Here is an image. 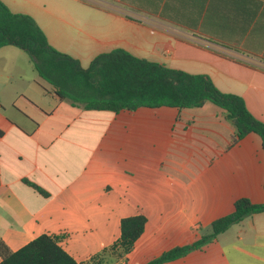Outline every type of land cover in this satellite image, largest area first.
<instances>
[{
    "label": "crops",
    "instance_id": "1",
    "mask_svg": "<svg viewBox=\"0 0 264 264\" xmlns=\"http://www.w3.org/2000/svg\"><path fill=\"white\" fill-rule=\"evenodd\" d=\"M1 1L33 17L50 45L85 69L123 49L209 76L264 122V0H68L51 17L39 0ZM234 134L210 103L86 110L39 78L0 80V242L16 252L41 235L58 237L80 264L120 238L122 219L141 215L145 231L122 264L193 244L237 200L264 204L262 140L252 133L230 146ZM164 264H264V213Z\"/></svg>",
    "mask_w": 264,
    "mask_h": 264
},
{
    "label": "trees",
    "instance_id": "2",
    "mask_svg": "<svg viewBox=\"0 0 264 264\" xmlns=\"http://www.w3.org/2000/svg\"><path fill=\"white\" fill-rule=\"evenodd\" d=\"M140 5L153 0H133ZM8 46L25 51L38 78L73 106L86 110L135 111L140 108H200L210 103L222 111L235 128L230 146L249 134H257L264 150V122L255 118L241 96L220 91L207 75H193L138 58L123 49L98 55L83 68L80 61L52 47L36 20L14 13L0 0V49ZM40 190V189H39ZM41 191V190H40ZM264 213V204L241 198L232 213L212 223V233L193 244L175 247L146 264H164L186 256L215 240L246 217ZM144 216L121 220L120 238L102 253L80 264H116L126 257L143 235ZM0 264H78L60 245L59 238L41 235L20 250L11 252L0 242Z\"/></svg>",
    "mask_w": 264,
    "mask_h": 264
},
{
    "label": "rangeland",
    "instance_id": "3",
    "mask_svg": "<svg viewBox=\"0 0 264 264\" xmlns=\"http://www.w3.org/2000/svg\"><path fill=\"white\" fill-rule=\"evenodd\" d=\"M39 3L42 8L51 13H46L48 16L59 15L60 12L67 11L69 7L68 0H39ZM8 47L18 52V55L9 54L5 57L0 55V80H38L28 54L17 47Z\"/></svg>",
    "mask_w": 264,
    "mask_h": 264
},
{
    "label": "built area",
    "instance_id": "4",
    "mask_svg": "<svg viewBox=\"0 0 264 264\" xmlns=\"http://www.w3.org/2000/svg\"><path fill=\"white\" fill-rule=\"evenodd\" d=\"M123 259H124V258H123ZM123 259H122V260H123ZM120 261H121V260H120ZM122 263H123V261H121L120 263H117V264H122Z\"/></svg>",
    "mask_w": 264,
    "mask_h": 264
}]
</instances>
